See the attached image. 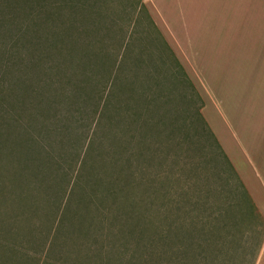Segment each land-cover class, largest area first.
Instances as JSON below:
<instances>
[{
    "label": "rangeland",
    "instance_id": "374dc122",
    "mask_svg": "<svg viewBox=\"0 0 264 264\" xmlns=\"http://www.w3.org/2000/svg\"><path fill=\"white\" fill-rule=\"evenodd\" d=\"M137 2L0 0V82L6 80V68L11 69L13 64L25 59L28 50L32 53L34 49L39 50L31 44L38 45L41 41L37 38L43 39L50 29H79L84 39L77 40L78 48L86 42L99 57L97 60L113 64L117 89L123 92L128 105L129 116L123 131L128 142L130 178L141 182V194L150 196L158 204L165 208L178 206L180 211L174 221L176 232L162 245L152 244L148 239L153 236L139 234L134 228L135 233L129 235L112 231V236H85L88 227L91 231L100 230L96 228L99 227L96 226L98 210L74 203L46 250L42 246L49 241L52 223L37 216L12 223L6 215H0V264H87V256L93 257L96 264L251 263L264 221L250 210L234 172L237 167L225 161L221 147L217 148L215 138L197 113L205 107L203 98L182 67L199 98L178 76L156 39L149 15ZM173 7L168 12V21L174 31L189 29L191 25L200 30L213 26L212 15L205 10L194 12L189 1L178 0ZM67 21L70 23L61 25ZM160 35L171 51L179 48L184 52L177 33H169L170 41L166 37L169 43ZM125 42L129 44L128 55L121 48ZM189 52L184 53L187 56ZM75 62L76 59L72 60L73 65ZM228 69L227 65H214V73H210L224 81L223 87L228 85L230 95L219 98L218 114L211 112L212 117L207 119L213 130H220L229 148L232 137L239 151L243 128L238 123L243 117L238 104L243 95L234 91L239 86L226 81L229 77L239 78L237 68ZM13 112L9 109L7 114ZM106 169H98L105 178L109 175ZM0 170L2 201L11 185L7 175L10 179L11 176L5 168ZM165 222L160 218L159 224ZM107 225L105 222L104 231ZM123 229L129 230L127 226ZM100 245L105 248L98 252L95 248ZM89 247L93 250H87Z\"/></svg>",
    "mask_w": 264,
    "mask_h": 264
},
{
    "label": "trees",
    "instance_id": "16d2710c",
    "mask_svg": "<svg viewBox=\"0 0 264 264\" xmlns=\"http://www.w3.org/2000/svg\"><path fill=\"white\" fill-rule=\"evenodd\" d=\"M137 3L143 6L139 0ZM147 17L172 67L199 98L173 52ZM67 23L70 22L61 25ZM60 28V31L50 29L43 39L37 38L41 42L31 45L39 50L34 49V53L28 50L25 59L11 69L6 68V80L0 82V103L5 99L4 107L0 105V156L3 154L0 168L11 176L10 179L7 175L11 185L0 201V215H6L12 223L26 222L33 216L52 223L49 241L42 246L46 250L74 203L98 210L96 228L100 230L91 231L88 227L85 236H112V231L129 235L135 233L134 228L139 234L153 236L148 239L152 244L162 245L176 232L174 221L180 209L176 205L165 208L141 194V182L130 178L128 142L123 131L129 108L123 92L117 89L115 68L104 59L97 60L99 57L86 42L78 48L77 40L84 39L79 29ZM128 45V42L121 45L125 55L129 54ZM9 109L14 111L12 115L7 114ZM100 167L109 170L107 178L99 173ZM243 193L250 210L263 223ZM160 218L165 224H159ZM105 222L108 225L104 231ZM125 226L129 230H124ZM263 236L264 227L250 264ZM93 241L98 243L96 239ZM86 259L87 264H96L93 257Z\"/></svg>",
    "mask_w": 264,
    "mask_h": 264
},
{
    "label": "crops",
    "instance_id": "0c3cea01",
    "mask_svg": "<svg viewBox=\"0 0 264 264\" xmlns=\"http://www.w3.org/2000/svg\"><path fill=\"white\" fill-rule=\"evenodd\" d=\"M186 1L194 12L205 10L210 13L213 26L200 30L191 25L189 29L174 31L168 21V12H172L178 0H141V4L165 39L169 40V33H177L180 48L184 52L190 51L186 56L178 47V50L171 47L188 79L203 98L205 107L199 110L200 117L231 167H237L235 175L264 221V0ZM225 23L229 25L223 26ZM214 65H227L230 70L237 68L239 73L238 79H226L239 86L234 91L243 95L238 104L243 117L238 123L239 128H243L239 151L235 140L230 137L232 146L229 148L220 130H213L207 119L212 117L211 112L218 114L219 98L230 95L228 85L223 87L224 81L210 75L214 73ZM252 264H264V236Z\"/></svg>",
    "mask_w": 264,
    "mask_h": 264
}]
</instances>
